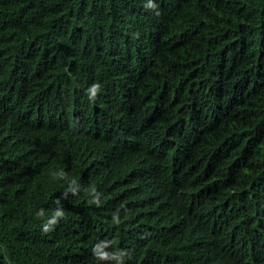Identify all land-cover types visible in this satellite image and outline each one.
I'll list each match as a JSON object with an SVG mask.
<instances>
[{
    "label": "trees",
    "instance_id": "trees-1",
    "mask_svg": "<svg viewBox=\"0 0 264 264\" xmlns=\"http://www.w3.org/2000/svg\"><path fill=\"white\" fill-rule=\"evenodd\" d=\"M128 1L0 0V264H264V0H162L175 6L147 36L119 18L149 0ZM144 148L168 174L153 209L184 180L205 201L198 233L163 246L152 220L99 260L101 232L126 224L113 168L143 170ZM233 177L239 207L213 225Z\"/></svg>",
    "mask_w": 264,
    "mask_h": 264
},
{
    "label": "clouds",
    "instance_id": "clouds-1",
    "mask_svg": "<svg viewBox=\"0 0 264 264\" xmlns=\"http://www.w3.org/2000/svg\"><path fill=\"white\" fill-rule=\"evenodd\" d=\"M134 1L129 0L125 6L131 5ZM175 6L173 2H163L162 0H149L141 14V18L136 23H130L125 17L120 16L119 23L127 26V31H130L134 26L142 24L147 28V35H155L164 30L163 24V12L165 10L170 11ZM169 24H172V20H169ZM141 38L140 40H144ZM96 99L95 89H93V95L89 96ZM107 103L103 102L100 106H106ZM248 142L243 143L242 146H247ZM138 158L144 161V169L140 170L137 162H133L129 166H122L116 171L113 167L112 176H116V179L112 183L114 189L120 193H126L128 195L127 208L125 210L126 224L121 229H114L111 231L101 232V235L97 238V253L96 257L101 260L105 256H115L117 259L121 256L122 249L116 246L117 241L124 245V240L133 242L136 249L137 243L146 237L147 224L152 220H156V226L160 233V239L163 246L177 244L182 242L186 237L198 233V218L195 216V212L192 207V203L201 202L205 205V201L198 189H188L184 180L180 183V188L184 190L182 192L175 193L173 195H166V200L161 208L154 210V202L162 195V189L167 175L161 179L159 176V166L161 163V157L155 149L144 148L138 153ZM234 164V163H233ZM208 165V164H206ZM177 170L182 167V163L178 160L172 165ZM109 171H105L108 175ZM129 172H133L132 179H129ZM232 173H237L233 171ZM138 174L140 179H138ZM259 178L262 181H259ZM139 180L136 190H142L141 193L135 192V188H132ZM122 183L123 186H122ZM255 184L257 192L264 189V173L256 178ZM128 186V187H127ZM238 187V181L233 177L232 183L228 187H219V193L216 196L215 208H214V223L218 224L219 220H228L229 215L236 213L239 207L238 193L233 190ZM188 189V190H187ZM139 194V195H135ZM186 198V199H185ZM184 201L183 205H180L182 214L181 220H175V205ZM63 213H55V216H62ZM55 219L49 223L54 224ZM102 225V220L99 221ZM195 226V231L193 227ZM48 230V225H45V231ZM137 258V264H141Z\"/></svg>",
    "mask_w": 264,
    "mask_h": 264
}]
</instances>
